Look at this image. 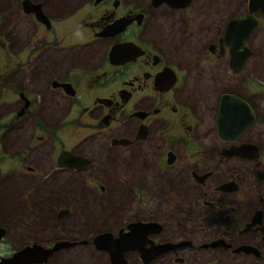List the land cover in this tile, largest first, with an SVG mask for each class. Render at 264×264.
Returning <instances> with one entry per match:
<instances>
[{
  "label": "flooded vegetation",
  "instance_id": "obj_1",
  "mask_svg": "<svg viewBox=\"0 0 264 264\" xmlns=\"http://www.w3.org/2000/svg\"><path fill=\"white\" fill-rule=\"evenodd\" d=\"M248 2L20 0L30 24L24 57L0 42V61L2 66L23 61L25 84L10 70L0 79V91L9 93L2 103L11 114L5 117L15 143L24 125L19 120L29 128L26 145L21 150L15 145L10 153L9 169L14 180L37 187L28 192L31 207H25L24 217L25 230L33 234L0 259L27 246L49 249L62 242L44 262L32 264H49L89 245L105 264H113L115 256L117 264L264 263V180L257 177L264 171V91L257 94L251 87L255 74H264V41L259 52L254 46L264 33V19L258 17L238 50V58L249 53L239 72L231 69L234 48L225 41L228 23L250 15ZM235 40L230 39L233 46ZM224 95L247 106L221 104ZM222 110L226 114L220 117ZM252 114L238 134V123ZM237 125L239 137L223 139L232 137ZM66 136L72 143L66 144ZM64 150L85 164L60 166ZM64 182L79 184L88 199L106 203L93 206L101 227L90 238L63 236L64 229L81 230L64 222L75 206L53 209V224L34 219L52 213L47 207L36 210L51 198L44 192L53 191L38 185ZM118 191V200L127 204L122 213H111L106 206ZM146 195L152 209L141 207ZM108 218L116 220V228ZM132 225L141 227L136 236ZM0 227L2 239L19 229L15 222ZM54 229L62 237L40 238ZM105 234L127 238L120 255L100 247L96 238Z\"/></svg>",
  "mask_w": 264,
  "mask_h": 264
},
{
  "label": "rangeland",
  "instance_id": "obj_2",
  "mask_svg": "<svg viewBox=\"0 0 264 264\" xmlns=\"http://www.w3.org/2000/svg\"><path fill=\"white\" fill-rule=\"evenodd\" d=\"M20 0H0V42H5L8 48V52L11 54H22L25 51L24 47L26 45L28 39V32L30 28V24L27 19L23 16V12L19 9ZM263 35L264 33L259 34L258 41L254 44L256 49L259 52V48L263 46ZM21 48L23 50L21 51ZM2 50H0V53ZM20 52V53H17ZM263 55V54H261ZM259 57V56H258ZM1 58V57H0ZM23 61L16 63V60H12L9 62V66H2L3 62L0 61V79H4L5 75L10 72V70H14L16 72L17 81L23 80L25 84V79L23 78V72L25 70V64L21 65ZM262 65H258L257 68L260 69ZM262 68V72H263ZM252 81L251 87L254 92L257 94L260 91H264V74L261 71H258ZM6 88V85L4 86ZM5 94H9L6 89L4 91H0V154L3 156L0 158V225L11 227L13 223L19 225V229H15L8 234L7 237L2 239L0 243V255L5 256L8 254L14 246L20 245L22 243L28 242L26 239L27 235H31L33 233L27 232L25 228L27 227V220H24L25 214H28L29 211L25 210V207H31L30 204V196H28V192L32 193L34 188L37 187L34 184L28 185L21 180H14L11 170L9 169V165L11 164L10 153L15 145H18V149L21 150L22 145H26V142L29 138V128L24 123V121L19 120L18 123H23L22 132L19 134V138L16 137L17 143H15V135L10 130V121L8 123L7 118L5 116H10L11 114L6 113L8 111L6 103H2V101L8 100L9 95L5 97ZM3 117L1 118V116ZM10 130V131H9ZM66 144L72 143L69 141V137H64ZM25 143V144H23ZM23 148V147H22ZM38 152V151H36ZM40 156L39 152L37 153ZM42 157H40L41 159ZM42 160V159H41ZM97 174L98 173H92ZM69 177H72L71 174H68ZM106 179L103 178V181ZM38 188L41 190L49 191L53 190L50 193H45L44 195L50 199L45 201V203L36 208L39 211L40 208L47 207L52 213H44L37 215V218H34L35 221L43 222V225L53 224V220L55 221V212L53 213V209L57 207H70L75 206L81 207V212L77 211L75 208H71L73 210V215L64 220L66 227L70 226V229H74L75 227H71L72 224H77L81 230L74 234L68 232V230L64 229L63 236L66 237H78L79 239L90 238L94 235L97 228H100V221L97 220V217L92 212L94 210L93 206H105L106 203L102 204L101 201L95 202L94 199L89 197L87 193H85V189L81 186L64 182L61 187L54 186H41L38 185ZM87 195V197H86ZM115 198L111 199V204L106 206L109 212H121L123 207L126 206L127 202L125 199L118 200L121 198L122 193L120 191L115 193ZM55 197H61L60 203L55 204ZM76 198V199H74ZM147 200L149 199V195H146ZM92 199V200H91ZM117 199V200H115ZM35 200V198H34ZM137 207V206H135ZM145 210L152 209L154 207V203L152 200H148L144 205ZM88 208V209H86ZM45 209V208H44ZM46 210V209H45ZM46 218L45 219V215ZM18 219H22L21 222H18ZM26 219V218H25ZM43 219V221H41ZM70 221V222H67ZM116 220L114 218H108V223L114 229V222ZM57 222V221H56ZM117 227V226H116ZM115 227V228H116ZM77 229V228H75ZM62 232L54 229L48 236H40L42 237L44 242L49 241L52 238L62 237ZM20 238V239H19ZM17 239V240H16ZM105 264V258L100 253L97 252L92 245L86 246L81 250L72 251V252H63L58 258V256L54 257L50 260L49 264ZM249 259L240 260V264H251ZM239 264V261H238ZM254 264H261L259 261H255ZM264 264V263H262Z\"/></svg>",
  "mask_w": 264,
  "mask_h": 264
},
{
  "label": "water",
  "instance_id": "obj_3",
  "mask_svg": "<svg viewBox=\"0 0 264 264\" xmlns=\"http://www.w3.org/2000/svg\"><path fill=\"white\" fill-rule=\"evenodd\" d=\"M24 9L27 10L26 2H24ZM248 9H249L250 15H247L245 18H239V19L231 20L228 23L227 28H226V34H225L226 44H228L232 48H234V49H231V52H233V54H232V59H231V63H230L231 69L234 72L240 71L239 69H240L241 65L243 64L245 58L249 54L248 52H246V53L243 52L241 54V56L238 58V56H239L238 53H241V52H238L240 46L243 45L244 40L246 38L248 39L249 34L257 27L258 20H259L258 17L264 19V0H249ZM231 38L236 39L235 40L236 43L234 46L230 43ZM245 49H246V47H244V50ZM221 100H222L221 104L231 103V104H234L235 106H238V107H242L240 105L247 106L243 101H240L239 99H236V98H231L228 95H224ZM238 104H240V105H238ZM225 114H226L225 111L222 110L220 117L224 116ZM237 118L238 117L233 118L235 120V123H237ZM233 119H232V121H233ZM252 120H253V114L250 115L249 121L241 122L242 124L238 123V125H240V127L242 126L240 128L239 132H238L239 126L237 125V127L235 128L236 131L234 130V135L232 137H229L228 135H226L227 137H225L223 139H227V140L237 139L239 137L238 134L243 132L244 129L246 127H248V125L250 124V122ZM227 130H228V128H226V131ZM224 131L225 130L219 126V132L224 133ZM236 132H238V134H236ZM83 160L84 159L76 157L71 152L64 150V151H62V153L58 157V164L60 166H65V167H77L79 165L85 164V162ZM257 177L259 180H264V171H258ZM130 229L133 230V232L131 234L136 236V231L137 230L140 231L141 227L138 225H132ZM4 234H5L4 228L0 227V239L3 238ZM131 234H130V236H131ZM96 240L99 241L100 247L109 246V248L112 249L111 252L114 255L115 254L120 255L121 243H127L128 242L126 237H124L123 239L120 238L118 240H115V239H112L109 234L100 235L96 238ZM63 246H64V244L62 242L55 243L54 246L52 248H49V249L43 248L41 246H27V247H24L23 249L13 253L9 257H2L0 259V264L42 263L46 260V258L48 257V255L50 253H52L53 251H55L57 249H60ZM240 249L247 250L249 248L242 246V248H240ZM118 258H119V256L113 257L112 263L117 264Z\"/></svg>",
  "mask_w": 264,
  "mask_h": 264
}]
</instances>
